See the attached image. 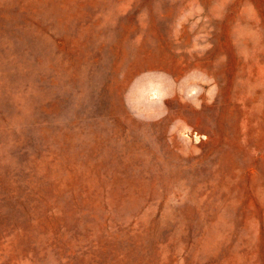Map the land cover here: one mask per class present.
I'll use <instances>...</instances> for the list:
<instances>
[{"label":"rangeland","instance_id":"374dc122","mask_svg":"<svg viewBox=\"0 0 264 264\" xmlns=\"http://www.w3.org/2000/svg\"><path fill=\"white\" fill-rule=\"evenodd\" d=\"M0 264H264V0H0Z\"/></svg>","mask_w":264,"mask_h":264},{"label":"bare ground","instance_id":"6f19581e","mask_svg":"<svg viewBox=\"0 0 264 264\" xmlns=\"http://www.w3.org/2000/svg\"><path fill=\"white\" fill-rule=\"evenodd\" d=\"M157 91V90H156ZM156 91H154V92H156ZM153 92V91H152ZM155 94V93H154Z\"/></svg>","mask_w":264,"mask_h":264}]
</instances>
